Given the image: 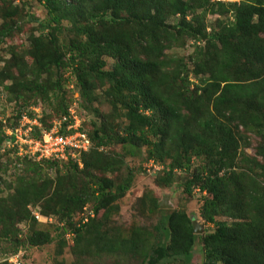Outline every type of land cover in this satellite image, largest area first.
I'll return each mask as SVG.
<instances>
[{
	"label": "trees",
	"instance_id": "1",
	"mask_svg": "<svg viewBox=\"0 0 264 264\" xmlns=\"http://www.w3.org/2000/svg\"><path fill=\"white\" fill-rule=\"evenodd\" d=\"M35 1L42 19L27 0H0V47L24 24H35L27 47L6 46L8 58L0 52L7 99L26 105L51 94L54 112L65 115L62 70L69 69L80 92L78 114L84 118L88 109L95 120L79 165L70 158L16 159L21 168L10 167L11 183L0 178L8 190L0 199V254L43 247L53 231L73 234L59 247L83 263L188 264L197 240L201 264H264V0ZM188 44V56L175 54ZM103 84L108 113L92 108L94 89ZM250 136L257 140L252 156L244 152ZM5 140L0 124V147ZM142 149L144 161L162 166L155 186L171 187L177 170L185 196L198 190V215L211 231L193 234L179 209L154 224L108 228L134 170L119 181L107 175L119 176L125 157H141ZM138 204L143 217L159 210L154 197ZM28 205L55 224L35 221ZM86 205L93 217L81 224ZM19 224L27 227L23 237Z\"/></svg>",
	"mask_w": 264,
	"mask_h": 264
},
{
	"label": "rangeland",
	"instance_id": "2",
	"mask_svg": "<svg viewBox=\"0 0 264 264\" xmlns=\"http://www.w3.org/2000/svg\"><path fill=\"white\" fill-rule=\"evenodd\" d=\"M224 1H231V0H224ZM31 12L35 14L36 17L39 19H42L45 17V11L44 9L36 3L35 0H27ZM209 20H211V17H207ZM31 26H35V24H24L22 27L21 32L15 34L10 39H7L4 44L0 47L3 51L0 50L3 58H8L7 54L5 53L6 46L13 45L17 47H27L28 42V35L30 33ZM37 33H35L36 35ZM192 45L188 44L183 49L180 50H174L175 54L178 56H188L191 52ZM108 64H110L108 61ZM108 68V66H107ZM62 77H63V92L64 96L66 97L68 102L70 104L74 101L73 98H76L79 100V88L78 92L75 87L74 78L72 73H70L69 69L62 70ZM190 82L193 81L192 78L189 79ZM8 82L5 81L4 85H7ZM2 84L0 85V89L2 88ZM109 91L108 85L103 84L99 87L94 89V97H97V99H93L92 108L99 111V113H108L110 111V106L108 103L105 102V95L106 92ZM3 94L0 93V124H1V130L4 135H6V130L8 129L7 126H13V124H17L15 121V116L17 117L18 111L20 113H28L31 115V109H34L37 111V115H40L41 120H46L47 125H51L53 122L57 121L59 117L54 112V107L56 106V101L53 99L51 94H48V99L46 101H42L38 98L34 99V102H28L26 105H22L19 101L16 103L15 101H9L7 99V95L5 90H2ZM32 99V98H31ZM73 100V101H70ZM67 102V101H66ZM80 102V100H79ZM76 104L78 105V102L76 101ZM22 105V106H21ZM69 105V103H68ZM83 105V104H82ZM30 110V113H29ZM119 117L123 124H126V121L123 118V110L118 109ZM85 111V123H84V129L88 132L90 126L89 122L95 120V115L90 113L88 109ZM83 111V112H84ZM20 115V114H19ZM18 115V118H19ZM249 137L250 146L245 148L244 152L247 155H253V149L255 147V142L257 141L255 138ZM3 146V144H2ZM0 147V149L2 148ZM114 150L116 152H120V147L116 146L114 147ZM5 152L0 151V161L2 163V170L3 172L0 173L1 180H4L6 183H11L15 175H11L12 169L10 167L12 166V159L8 161V165H3L5 159H7L9 155L8 149L4 148ZM144 149L141 151V157H128L126 156L124 159V165L121 172H119V176L117 174H111L107 175L108 178H113L115 181H119L121 178L125 177L126 169H133L134 170V177L132 178L131 185L124 195L122 199L118 201L119 204V212L118 215L114 216L109 229L116 228L120 230H126L129 228L132 224L133 225H142V224H154L158 220L165 218L171 211L179 209L183 210L185 214L189 217L190 222L195 223L198 226L199 234H195L196 236L201 235L203 232H209L212 230V226L210 224H204L202 220L199 218L198 211L201 205L200 202V195L196 191L192 192L191 196H185L182 193V189L179 187V183L181 180L180 177L183 176L182 173H179L177 170H175V176L176 179L174 183L169 188H158L154 184V178L158 175L157 173L161 171L162 166H157L155 163L152 162V164L149 163V161H144ZM258 160L260 158H257ZM194 165H199L200 161L193 159ZM168 162H166L167 164ZM60 166V164H59ZM155 166V168H153ZM21 168V167H19ZM50 176L53 175V170H46ZM17 173V172H15ZM8 190L5 188L3 183H0V199L4 198L6 196ZM142 196H149L157 198L158 202H161L163 198H165V202L163 203V208H159L158 211L153 213L152 216L143 217L140 215L141 209L138 205L139 199ZM217 220H226L225 218H217ZM18 228L20 229V236L23 237V233L27 229V227L23 224H19ZM57 232L52 231V239L51 242L43 247L39 248H30V247H24L23 251V259L22 264H96V262H92L90 260H85L83 262L76 261L69 253V250L66 248L67 246L59 247V241L65 240L64 233H60L58 235H55ZM58 236V238H56ZM164 241V240H163ZM67 242V241H66ZM201 244L199 241L196 240L195 245L193 247V251L190 256V261L188 264H201L202 257H201ZM2 254V253H1ZM7 255V254H6ZM102 264H113V261L109 260L108 258H105L102 260ZM125 264H137V261H129Z\"/></svg>",
	"mask_w": 264,
	"mask_h": 264
},
{
	"label": "built area",
	"instance_id": "3",
	"mask_svg": "<svg viewBox=\"0 0 264 264\" xmlns=\"http://www.w3.org/2000/svg\"><path fill=\"white\" fill-rule=\"evenodd\" d=\"M3 88L0 89V93ZM74 100V101H73ZM69 103L66 114L53 122L48 129H44L40 123V115L31 109V115L27 112L20 113L17 125L6 130V140L0 151L8 149L9 156L13 160L12 166L20 167L18 160L39 161H66L68 158L75 160L78 165V155L87 152L91 148V142L86 130L82 127L84 118L77 112L76 98ZM78 102V101H77ZM30 113V110H29ZM152 164V161H149ZM157 165V164H155ZM159 166V165H157ZM155 168V166L153 167ZM13 171V170H12ZM198 193V190H194ZM31 216L42 224H55L51 216H42L36 206L28 205ZM93 217L92 210L86 205L82 208L78 218L80 223H86ZM61 225V224H59ZM65 240L70 243L73 234L66 232ZM22 264V253L0 254V263Z\"/></svg>",
	"mask_w": 264,
	"mask_h": 264
},
{
	"label": "water",
	"instance_id": "4",
	"mask_svg": "<svg viewBox=\"0 0 264 264\" xmlns=\"http://www.w3.org/2000/svg\"><path fill=\"white\" fill-rule=\"evenodd\" d=\"M165 201H166L165 198H163L161 200V202H159V208H163V203ZM191 225H192V229H193V234H199L198 226L193 222H191Z\"/></svg>",
	"mask_w": 264,
	"mask_h": 264
},
{
	"label": "clouds",
	"instance_id": "5",
	"mask_svg": "<svg viewBox=\"0 0 264 264\" xmlns=\"http://www.w3.org/2000/svg\"><path fill=\"white\" fill-rule=\"evenodd\" d=\"M22 259H23V255H22Z\"/></svg>",
	"mask_w": 264,
	"mask_h": 264
}]
</instances>
